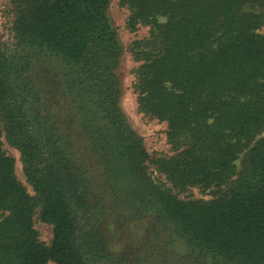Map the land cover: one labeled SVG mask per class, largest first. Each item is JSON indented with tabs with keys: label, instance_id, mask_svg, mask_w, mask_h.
Instances as JSON below:
<instances>
[{
	"label": "trees",
	"instance_id": "obj_1",
	"mask_svg": "<svg viewBox=\"0 0 264 264\" xmlns=\"http://www.w3.org/2000/svg\"><path fill=\"white\" fill-rule=\"evenodd\" d=\"M8 1L0 264H264V0H119L130 29L149 25L131 48L134 87L139 110L166 123L172 153L152 162L168 186L148 171L118 103L110 0ZM193 186L216 191L183 200L172 190ZM37 206L53 226L49 244L33 226ZM111 214L150 218L139 249L111 250L102 232Z\"/></svg>",
	"mask_w": 264,
	"mask_h": 264
},
{
	"label": "rangeland",
	"instance_id": "obj_2",
	"mask_svg": "<svg viewBox=\"0 0 264 264\" xmlns=\"http://www.w3.org/2000/svg\"><path fill=\"white\" fill-rule=\"evenodd\" d=\"M130 9L126 6L120 5L119 0H110L107 15L110 23L116 32L118 42L121 47V54L118 65L115 69L119 81V99L118 103L125 115V118L130 127L141 138L144 148L146 149L149 159L147 161L148 171L152 177L159 182L166 183L164 176L160 174L152 162L159 156H168L172 153L170 144L166 138V123L159 121L154 117L144 114L139 110L137 104V93L134 87L135 70L140 61L134 58L131 51L134 41L144 39L149 34V25L138 23L135 29H130L127 26ZM161 20L164 18L161 17ZM12 15L10 12V5L8 0H0V45L10 46L12 43V33L10 31ZM264 34V23L257 30ZM39 67V66H38ZM39 74V75H38ZM37 76H42L40 69H38ZM44 78H41V80ZM50 91L54 87H50ZM264 137V133L260 135ZM2 148L5 153L13 159L14 172L17 179L25 187L28 194L35 196V191L25 176L23 170V162L20 152L17 148L10 145L4 134L2 135ZM236 166H240V158L236 161ZM173 192L183 200L189 199H210L214 196L215 187L202 188L199 186L189 187L182 191H177L174 188ZM33 226L37 231L38 239L45 244H49L52 237V224L43 221L40 218V207L35 208L33 217ZM150 218H143L141 220L122 221L117 215L111 214L108 220L103 224V236L109 244L111 250L116 254L132 253L139 249L145 243L146 229ZM47 264H54L48 261Z\"/></svg>",
	"mask_w": 264,
	"mask_h": 264
}]
</instances>
